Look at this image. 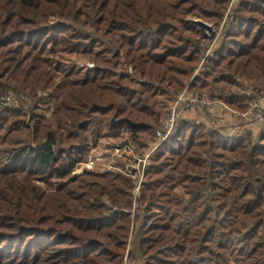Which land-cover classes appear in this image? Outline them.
<instances>
[{
  "label": "trees",
  "instance_id": "trees-1",
  "mask_svg": "<svg viewBox=\"0 0 264 264\" xmlns=\"http://www.w3.org/2000/svg\"><path fill=\"white\" fill-rule=\"evenodd\" d=\"M261 84L264 0H0V264H264V129L179 118L134 212L129 178L71 176L183 91L244 113Z\"/></svg>",
  "mask_w": 264,
  "mask_h": 264
},
{
  "label": "rangeland",
  "instance_id": "rangeland-1",
  "mask_svg": "<svg viewBox=\"0 0 264 264\" xmlns=\"http://www.w3.org/2000/svg\"><path fill=\"white\" fill-rule=\"evenodd\" d=\"M187 20L193 22L194 25H195V23H194L195 21L204 22L202 20L195 19V18H192V17H189ZM204 23H207V22H204ZM208 25H210V24H208ZM210 26H211V31H206V30H204V29H202V28H200L198 26L197 27H198V29L200 31H202L204 33V36L205 37L210 38L211 35H212V33L214 32V26L213 25H210ZM218 32L216 34V37H218ZM213 42H212V44H213ZM65 61H66V63L75 62V64L78 67H82L84 69H91V68H86L85 67V64L86 63H90V64L93 65V63H91L87 59H84V58H78L77 59L74 56H66ZM262 97H264V84H261L260 85V90H259L258 94L257 95H254L253 98L251 100H249L246 111L244 113H239V115H238V116H240V118L243 119V122H245V124H247V125H250L252 123L258 124L259 130L260 129H264V125H263V128L260 126V123H263L264 124V115L262 113L263 110H264V101L262 103V106L260 108L261 111L259 113H255L253 115H251V114L248 115L247 112L249 111V104L251 102H253V101H256L259 98H262ZM214 104L215 103L213 102V105ZM193 109L202 110L208 118H211L210 117V114L212 113V111L210 112L207 108L193 107ZM228 110H230V109H228ZM41 113L44 114V115L47 114V112L46 111L43 112V110H41ZM236 113H238V112H236ZM209 121H210L211 125H214V126H219V125L220 126H223L219 122H215V121H212V120H209ZM232 127L235 128V126H232ZM229 129H231V128H229ZM126 144L134 150V153L133 154H135V155H142L145 152H147L149 150V148H150V147L148 148V146L145 147V148L135 147L132 144L128 143L125 138L115 139V140L114 139H109L107 141L101 140V141H97L94 144L91 143L90 144V148H89V153L87 154L85 160H83L80 163L75 164V166H74V168H73V170L71 172V176H78L80 174H84V173H87V172L88 173H106V172H109V171L110 172L112 171L113 173H116V174L123 175L120 172V170L123 171L126 166L129 167L131 165V166H134L136 168L137 165L135 164L134 160L132 159V155L133 154H131L128 150H126V152H122V151L116 152L114 150V149H116V147L122 148L123 145H126ZM95 156H99L100 157L99 160H98V162L96 163L97 166L96 167L93 166L91 168H89L88 166L86 167V164L88 162V158L89 157H93L94 158ZM149 165H150V162H149ZM108 166H113V167L114 166H117V167L120 168V170H118V171L111 170V169H108ZM127 178H129L131 180V183H132V186H133L132 187V190H133L135 180H133L130 177H127ZM144 179L145 178L143 177L142 183L140 185V188H141V186H142V184L144 182ZM140 188H139V191H140ZM139 191H138V194H139ZM138 194H137V196H138ZM131 195H132V191H131ZM136 197H134L132 195V198H133V203H132L133 211L132 212H134V207H135L134 201H135ZM103 200H106L105 197L103 198ZM125 260H126V256L124 257V260L123 261H124V264H127L125 262Z\"/></svg>",
  "mask_w": 264,
  "mask_h": 264
},
{
  "label": "built area",
  "instance_id": "built-area-1",
  "mask_svg": "<svg viewBox=\"0 0 264 264\" xmlns=\"http://www.w3.org/2000/svg\"><path fill=\"white\" fill-rule=\"evenodd\" d=\"M216 37V36H215ZM210 49V48H209ZM86 68H92L93 65L90 63L85 64ZM264 101V97L257 99L249 104V111L247 114H255L259 113L261 110L262 103ZM14 98L12 94H8L0 99V103L4 104L7 107H11L14 105ZM193 107H202L207 108L210 112L212 111L213 101L206 95L203 94L201 96H192L187 94L185 91L178 94L174 103L168 108L167 115L162 121L161 125L154 130V136L156 141L152 144L148 145L149 150L142 155H135L134 150L129 147L127 144L123 145L122 148L116 147L114 149L116 152L122 151L126 152L128 150L132 155V159L134 160L137 167L129 166L125 167L123 171L120 170L117 166H108V169L111 170H120V172L126 176L130 177L134 182V188L132 190V195L134 197L137 196L140 185L142 183V179L144 177L145 169L149 166V162L155 151L159 148V146L172 134L175 129L176 122L180 118L181 114L188 110L189 108L192 109ZM99 156L89 157L86 167H96V163L99 160Z\"/></svg>",
  "mask_w": 264,
  "mask_h": 264
},
{
  "label": "crops",
  "instance_id": "crops-1",
  "mask_svg": "<svg viewBox=\"0 0 264 264\" xmlns=\"http://www.w3.org/2000/svg\"><path fill=\"white\" fill-rule=\"evenodd\" d=\"M238 115L239 113L230 111L222 103L216 102L213 105L212 113L210 114L211 118H208L202 110L189 108L181 114L180 119L195 121L197 123L204 124L207 127L211 125L209 120H212L215 122H219L223 126L228 127V130L232 134L241 135L244 132H250L251 135L254 137L259 132L258 124L252 123L250 125H247L245 124V122H243V119L240 118V116ZM232 126H235V128H233Z\"/></svg>",
  "mask_w": 264,
  "mask_h": 264
},
{
  "label": "water",
  "instance_id": "water-1",
  "mask_svg": "<svg viewBox=\"0 0 264 264\" xmlns=\"http://www.w3.org/2000/svg\"><path fill=\"white\" fill-rule=\"evenodd\" d=\"M194 23H195L196 26H198V27H200V28H202V29H204L206 31H211V26L208 25L207 23H204V22H201V21H195ZM119 122H126L131 127H140V126H142V124H133V123H131V122L127 121V120H124V119L119 120Z\"/></svg>",
  "mask_w": 264,
  "mask_h": 264
}]
</instances>
